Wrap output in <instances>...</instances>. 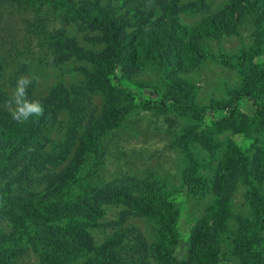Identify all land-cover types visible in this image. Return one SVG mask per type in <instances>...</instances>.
<instances>
[{
    "label": "rangeland",
    "instance_id": "1",
    "mask_svg": "<svg viewBox=\"0 0 264 264\" xmlns=\"http://www.w3.org/2000/svg\"><path fill=\"white\" fill-rule=\"evenodd\" d=\"M72 2L119 21L136 56L127 78L114 79L123 92L90 89L103 26L56 3L42 6L49 27L40 50L35 22L15 25L32 52L0 70V128L12 121L6 102L21 75L35 78L29 99L50 104L53 115L41 117L34 138L0 170V264H48L39 240L47 227L91 237V251L73 246L60 264H97L109 239L121 264H264V33L257 27L264 13L249 0ZM168 17L184 34L160 51L192 86L197 113L151 103L167 82L145 31ZM249 81L256 90L243 95ZM236 93L234 107L221 108ZM108 106L119 110L115 119L105 118ZM88 134L95 146L85 143ZM89 187L122 194L98 200L99 213L88 217L79 201L95 203ZM48 193L61 201L56 212L41 204L32 210L28 202Z\"/></svg>",
    "mask_w": 264,
    "mask_h": 264
},
{
    "label": "trees",
    "instance_id": "2",
    "mask_svg": "<svg viewBox=\"0 0 264 264\" xmlns=\"http://www.w3.org/2000/svg\"><path fill=\"white\" fill-rule=\"evenodd\" d=\"M132 1L139 5L151 4L153 1L159 2V0H145L143 2L139 0ZM249 1L255 4L257 11L264 13V0ZM55 3L58 8H63V10L68 12L71 17H81L86 20H91L92 22L90 23H96L105 28V48L99 55L92 57L94 61V69L89 74L86 87L91 89L95 85L104 84L109 88V91L116 90L117 93L123 92V87L119 85L118 81L127 78L129 65L136 56L134 46L132 45V35L123 33L119 21L108 18L98 8H93L90 11L81 7L75 8L72 0H0V70L5 69V67H8L15 60L27 58L32 52L30 37L23 35L24 33L22 31L16 29L15 25H17L18 22H25L26 25H31L35 22L37 26V31L35 32V44L37 49L41 50L44 42L42 35L48 32L49 27L47 23H45V20L40 16L41 13L43 15L45 13L42 10V6L46 8V5H55ZM40 9L42 12H40ZM230 14L232 17L235 16L233 11ZM26 15L30 16V18H25ZM209 21L211 23L210 28L212 29L216 28L217 25H220V21L216 17L211 18ZM258 22V31L262 34L264 33L263 17ZM183 30L184 28L178 23V21L172 17H168L158 26L145 31L146 38L153 43L151 46L152 56L158 63L167 82L166 89L162 93L161 98L153 100L151 103L156 106L180 108L186 113H197L203 109H196L190 104V99L193 93L192 86L185 79H182L176 74V71L166 63L165 54H162L160 51L165 47L166 43H171L175 36L184 34ZM117 67H119V69L115 72ZM118 73L119 77L118 81H116ZM246 87L247 89L243 92V95H249L253 90H256L253 89V81H249ZM258 93L263 94L264 89H261ZM259 94H257V97L261 98V95ZM239 96H241V94L236 93L229 103L220 105L221 108L230 107V109H232L235 105L234 100H237ZM49 106L50 104L43 103L44 112L39 117H30L25 123H16L12 120L6 129L0 128V170L4 168L7 163L15 159L17 152L25 148L28 145V142L34 138L37 130H39L41 126V117H45L47 114L53 115L52 110H49ZM104 113L105 118L107 119H115L117 114H120L119 110L112 106L106 107ZM88 136L85 139V143L89 145L93 144L95 146V142L93 138H91V135L88 134ZM88 192L91 193L95 203H86L81 199L79 201V206L88 217L99 213L97 205L98 200H111L112 196H121L122 194L119 190H109L106 189V187H89ZM52 197V193H48L45 194V196L38 198L34 203L28 202V205L32 210H35V206L41 204L51 213H55L56 209L54 207L61 204V201L54 200ZM129 233L131 237L135 238L134 233ZM122 235L123 233L120 231L115 237L120 238ZM39 236V240L43 245L44 258L42 259L48 264H60L59 260L69 256L73 246H85V250L90 251L94 248L91 237L78 228L66 231L65 229L47 227L43 229ZM114 242H116V240H106L97 249V251H99V255H97L96 259L97 264H121L114 258L115 256L109 250ZM7 255L8 254H6L5 257ZM2 256H4V254L0 252V257ZM2 261L5 262L6 260L3 259Z\"/></svg>",
    "mask_w": 264,
    "mask_h": 264
},
{
    "label": "clouds",
    "instance_id": "3",
    "mask_svg": "<svg viewBox=\"0 0 264 264\" xmlns=\"http://www.w3.org/2000/svg\"><path fill=\"white\" fill-rule=\"evenodd\" d=\"M34 77L29 78L21 75L16 80L10 99L6 102L10 112V118L16 123H25L30 117H39L44 112L41 101L29 99L28 87L32 84Z\"/></svg>",
    "mask_w": 264,
    "mask_h": 264
}]
</instances>
